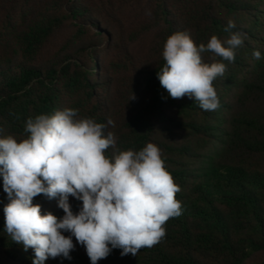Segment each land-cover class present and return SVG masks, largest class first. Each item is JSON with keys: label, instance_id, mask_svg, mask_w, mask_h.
Segmentation results:
<instances>
[{"label": "trees", "instance_id": "trees-1", "mask_svg": "<svg viewBox=\"0 0 264 264\" xmlns=\"http://www.w3.org/2000/svg\"><path fill=\"white\" fill-rule=\"evenodd\" d=\"M229 20L243 34L235 60L202 54L226 64L213 82L218 109L171 98L157 78L167 37L224 41ZM65 108L111 119L104 131L120 151L158 146L181 189L182 214L167 221L160 243L136 256L113 249L98 264H264V0H0V138L26 139L29 118ZM8 203L0 176V264H32L34 250L5 231ZM33 203L64 215L58 198ZM69 203L74 213L82 207ZM72 240L71 259L44 264H91Z\"/></svg>", "mask_w": 264, "mask_h": 264}, {"label": "clouds", "instance_id": "clouds-1", "mask_svg": "<svg viewBox=\"0 0 264 264\" xmlns=\"http://www.w3.org/2000/svg\"><path fill=\"white\" fill-rule=\"evenodd\" d=\"M235 27L229 20L224 28L229 38L221 41L212 35L198 46L186 31L167 37L157 78L171 98L187 96L205 111L218 109L213 82L224 75L226 64L206 63L202 54L233 62L235 50L243 45V34L231 31ZM253 56L260 59L261 53L254 51ZM107 125L114 122L109 119ZM107 125L78 118V110L65 108L29 118L26 139L0 138V176L9 198L3 209L5 231L25 251L34 250L32 264H44L49 257L71 259L76 246L72 237L85 248L91 264L117 248L121 256H136L160 243L167 221L182 214L176 199L181 189L161 149L148 143L139 151H120L114 134L105 133ZM110 147L115 150L112 157L106 155ZM41 194L58 198L62 218L42 214L41 206L33 203ZM70 196L82 201L78 213L72 211Z\"/></svg>", "mask_w": 264, "mask_h": 264}]
</instances>
